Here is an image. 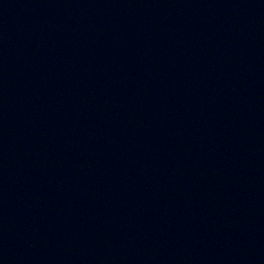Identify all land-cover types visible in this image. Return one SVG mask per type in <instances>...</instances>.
Wrapping results in <instances>:
<instances>
[{
	"label": "water",
	"instance_id": "1",
	"mask_svg": "<svg viewBox=\"0 0 264 264\" xmlns=\"http://www.w3.org/2000/svg\"><path fill=\"white\" fill-rule=\"evenodd\" d=\"M0 264H264V0H0Z\"/></svg>",
	"mask_w": 264,
	"mask_h": 264
}]
</instances>
